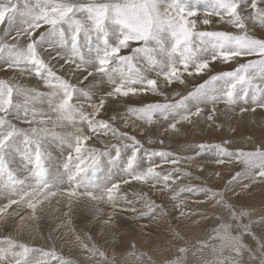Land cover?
<instances>
[{"label":"snow or ice","instance_id":"snow-or-ice-1","mask_svg":"<svg viewBox=\"0 0 264 264\" xmlns=\"http://www.w3.org/2000/svg\"><path fill=\"white\" fill-rule=\"evenodd\" d=\"M212 17L232 30L197 29L198 23L212 24ZM0 25H4L0 57L7 59L8 68L34 76L44 89L0 79V194L7 197V203L0 205V220L12 214L9 209L14 205L26 206L35 216L38 208L57 196L66 197V216L74 202L84 199L112 205L115 211L122 199L121 185L135 181L150 184L161 193H173L172 200L184 192L203 194L205 200L197 203L227 209L228 220L218 215L220 223L208 239L196 241L199 251L210 248L214 254L213 260L204 264H264V240L258 243V251L245 242V237L255 239L252 225H264V216L253 220L248 210H237L224 192L211 188L185 185L174 192L173 186L182 179L180 161H194V156L177 157L171 151L145 149L135 135L99 118L111 102L148 93L163 97V101L127 104L125 127L129 120L133 126L139 121L142 132L155 126L154 131L163 128L165 133L180 135L181 126L193 124V117L204 116L205 123L212 127L216 105L221 103L227 111L237 106L241 113L264 109V38L253 34L257 28L264 32V0H0ZM42 28L45 30L39 31ZM41 50L64 72L70 71L76 82L58 72ZM253 56L256 58L242 59ZM234 61L236 66L231 70L215 68L217 62ZM205 76L186 94L176 93L179 99L171 100L163 91L174 83L185 84L187 78ZM209 104L212 107L205 114ZM115 119L116 115L111 117ZM56 128L67 131L57 132ZM109 135L118 143H109L104 151L88 145L94 136ZM54 143L66 150L62 168L67 187L62 186L64 181L59 176L52 177L49 172ZM230 143L225 140L222 144L189 147L200 152L215 148L220 157L216 164H242L229 186L248 180L249 184L242 185L246 189L251 183L264 181V144L251 151L233 152L226 146ZM125 149L130 155L123 161ZM142 150L149 162L146 169L141 167ZM17 156L21 167L13 168ZM153 157L176 167L167 173L158 171L161 165L153 163ZM117 171L123 177L114 179ZM18 172L26 174L21 178ZM144 207L148 212L160 209L162 215H167L162 204L150 199H145ZM245 217L249 218L247 223ZM112 218L108 215L103 224L110 225ZM76 239L90 258L98 257L97 264H116L115 252L109 259L95 243L89 247L79 236ZM87 239L91 241L92 237ZM173 239L177 243L172 247L179 255L171 259L157 261L149 252L137 254L135 241L124 259L147 257L145 264H188L189 247L180 243L184 238L174 232ZM0 264L71 261L58 255L54 247L35 248L5 236L0 238Z\"/></svg>","mask_w":264,"mask_h":264},{"label":"rangeland","instance_id":"rangeland-1","mask_svg":"<svg viewBox=\"0 0 264 264\" xmlns=\"http://www.w3.org/2000/svg\"><path fill=\"white\" fill-rule=\"evenodd\" d=\"M203 11H204V8H203V5H201L200 6L201 14H203ZM211 19L213 21L212 24L202 25V24L198 23L197 29L198 30H232L231 26L224 24V23L217 22L218 21L217 17H212ZM46 27L47 26H45V28ZM3 28H4V25H0V34H2ZM44 30L45 29L42 28L39 31H44ZM258 31L262 32L261 29L257 28V29H255L253 34L256 35L258 38H264V32H262V34L260 36H258L256 33ZM14 34L15 33H12V35H14ZM41 51L44 55V58L45 59L47 58V60H49L50 63L55 65V68L58 72H63V74L66 76V78L72 80L73 83L76 82L75 78L71 75L70 71L64 72V70L59 68V65H57L55 61L50 60V58L47 55V52H44L43 50H41ZM255 58L256 57H254V56L253 57H245V59L243 61H246L248 59H255ZM7 65H8L7 59L5 57H0V74H1L0 79L8 80L10 83H14V84H22L26 87H38L40 90H43L42 84H38V81L36 80V78L34 76L28 75L27 72H25L23 75H21L19 70L10 69V68H8ZM224 66L226 68L220 69V67H224ZM235 66H236L235 61L232 62L231 64H224L222 62H217L215 65V68L218 70H231ZM206 78H207L206 76L203 78H199V77L198 78H189L186 80L185 84L182 85L179 83H174L171 87H164L163 91L165 93H167L169 99H171V100L179 99V96L176 95V93L184 95L187 93V91L191 90V88L194 84L202 83L203 79H206ZM28 81H29V83H28ZM85 83H87V82H85ZM133 99H134L133 103H129V100H126L127 102L126 101L119 102V107L118 108L114 107L115 108V111H113L114 113L111 111L106 112V110H105L104 112L101 113L99 118L104 119V120H109V122L112 123L115 127L118 126L117 128H120L121 131H127L131 135H135L137 137V139L141 140V142L144 145V148L146 147L145 149L171 151V152L175 153L177 157L194 156L195 157L194 161L183 160V159L180 161V164L178 165V167L180 169H183V172L180 173V175L182 176V179H181L180 183L177 181L176 185L173 186L174 192H176V191L178 192L179 189L185 185H191V186L198 187V188L199 187L211 188L214 191L224 192L225 198L230 203H232L237 208V210H240V209L248 210L250 212L251 218L253 220H259L261 216H264V181H257L256 183H251L250 187H248L246 189L243 188L242 185L243 184H249L250 181H248V180H240L239 183L234 182L231 186H229V181L232 180V177L235 175V173L242 170V168H243L242 164L237 163L235 161H233L231 163L226 162L225 164H222L221 173H219V175H216L218 173V171H217V168L215 165L216 163L214 160L220 158L217 156L216 149L215 148H208V149L204 150L203 152H200L195 147H189V145H196V144H200V143L211 144V145H214L217 143L222 144L223 141L228 140L231 143L226 145V146L229 148L230 151L235 152L237 150L251 151L255 147H257L258 145L264 144V126L259 128L257 131H250L251 130L250 124H249L250 121L244 122V119L250 118V116L247 114L248 112L250 113V111L241 113L239 110V107L234 106L233 110L228 111V113H227V110L222 108V107H226V106L221 103V104L216 105V108H217L216 118H218V115H220L222 120L221 119L215 120L216 125L214 124L212 126V129H211V127H209L207 125V123H205V118H204V116H202L199 119L196 117H193V121H194L193 124L184 123L181 126V133L182 134H180V135H176L174 133H165L163 131V128H161L159 131H154L155 126H153V130H149V131L145 130L144 132H142L141 131L142 125L139 121H136V126H133L132 120H129V121H131V123H129V121H128V126L127 127L124 126L125 125V119H127L128 117L126 116V110H121V108L126 107V104L139 106V104L141 102L150 103V102H156V101H163V97L154 96L151 93H148L146 95H142L140 97H135ZM111 104H112V106H115L114 103H110L109 105L106 106L107 110H108V108L114 109L111 106ZM211 107H212V105L209 104L205 109L210 110ZM257 109H259V108H257ZM218 110H220V111H218ZM260 110L259 111L262 114L261 118L264 121V114H263L264 109H260ZM116 113H122L123 115H120V117L118 118L119 115H117ZM226 113L228 114V116L225 119ZM222 114H224V115H222ZM114 115H116V119L111 120V117ZM121 117H122V119H120ZM202 118H204V119H202ZM256 119H257V117L253 116V120L255 121ZM246 124H248V125H246ZM263 125H264V122H263ZM21 126L26 127V125H21ZM55 130L58 132L67 131V129H61V128H56ZM212 134H214V135H212ZM109 136L108 137L102 136L100 138H96L94 136L92 139L94 142L92 140H90V141H88V145L91 147L97 148V149L99 148L101 151H104L107 149L109 143H112V144L118 143L116 138L112 137L111 135H109ZM94 139H96V140H94ZM149 139H152L153 143H149L148 142ZM159 140H163L164 143L160 144ZM52 148H53V150H52ZM52 148L50 149L52 151V159H51V163L49 165L55 164L63 170L62 164H63L64 158L66 156V150H63L60 147L56 146L55 143L52 145ZM128 155H130V152L127 149L123 150L122 154H121L122 160L126 161ZM203 155L207 156V158H205ZM202 156L204 157V159ZM139 157L142 158V161H141L142 162L141 165L143 164L141 166V167H143L142 169H146L149 166L148 165L149 162H148V160H146L147 158L144 157L143 150L139 154ZM208 157L210 159H213V160L207 161L206 159H208ZM143 158H145V159H143ZM16 159H18V160H16ZM158 159H160V158L159 157L158 158L157 157L152 158V162L154 160L153 163L161 165V167L157 169L158 171L167 173L170 170H172L173 167H176V166H173L171 164L163 163L162 161H160ZM225 159L227 160V158H225ZM12 166H13V168H20V166H21L20 165V157L17 156L15 158V161H14ZM121 167H123V163L121 164ZM212 168H214L215 170ZM63 172H64V170H63ZM184 172L190 173L191 175L190 176L183 175ZM19 173L20 172H18V175H20ZM225 173H227V174H225ZM25 174L26 173H22L21 178H23V175H25ZM101 175L102 174H98V176H101ZM120 177H123V173L117 171L116 175L114 176V179L120 178ZM124 178H126V177H124ZM223 180L226 182L224 183ZM133 182L135 183V181H133ZM133 182H131L130 184H132ZM218 182H220V183H218ZM130 184H122L121 185L120 194H122V195H120V196L122 197V199H120L121 202L117 204L115 211L112 207H110L109 204L108 205L106 204V206H107L106 211L108 212L111 210V212H108L109 213L108 215H110V214L112 215L113 218H112L111 224L114 225L117 223V219L119 217L120 209L121 208L125 209V206L126 207L129 206V205L127 206L126 204H130V207L135 206V209L137 208L136 212L138 213V215L133 218V220H135V221H132V222H134V223L132 224V222H129V224L130 225H134V224L140 225L141 223L137 224L136 220L144 218L145 224L143 223V225L141 224L140 226L141 227L146 226L145 229L143 227L144 231L145 230L147 231L146 234H143V236H145L143 238L146 241H148V243L141 244L142 245V247L140 248L141 250H139L138 246L136 245L137 246V254L139 253V251L140 252H146L147 250H149L147 252L151 253V251H152L151 255L152 256L154 255V257L156 256V258H153L154 260H156L159 257H161L160 258L161 260L165 259V258L171 259L172 256L174 257V256L179 255V253L176 251V249L171 246L173 243L175 244L177 242L173 239V233L174 232L180 233V235L184 238L183 241H181L180 243L181 244L186 243V246H188L190 249L191 244L195 243L198 239L199 240L208 239V237L212 234L213 229L218 225V223H220V221L217 220L218 215L223 216L225 220H228L227 209L220 208V207H213V206L208 205L207 203H199V204L197 203V201L205 200V197L203 196V194L197 195L194 193L184 192V193H181V195L178 199L172 200L171 195L173 193H169V192L165 191V192L161 193V196H162V197L160 196L161 199H157V197H156V201H155V196L153 197V199H151V194L148 191H147V193H145L146 195L141 194V191H138V189L136 187L135 188L136 189L135 190L136 196H135L134 187L133 188L129 187L127 191L125 190V188L122 189L124 186L127 187ZM62 186L67 187V184L64 182ZM233 192L237 193L238 195H233ZM156 193H158V192H156ZM127 195L130 197H126ZM142 195H144V196H142ZM131 197L132 198L134 197L133 199H136V200H133ZM0 199H1L0 205L1 204L3 205V202L5 200H6V202H4V203L5 204L7 203V198L3 199V201H2V197ZM138 199H139V201H138ZM145 199H150L152 201H155V203L158 205L163 204L164 207H165V204H167V200H169V203H172L169 206V208L177 209L174 212L175 214L177 213V211H181V210L184 212V215L177 214L178 219H180L179 222L171 220L172 216H170V215L172 213L169 212L170 209H168V207L164 208V212L167 213V215L161 214L163 217H166L167 220L164 219L165 220L164 223L167 224V226L169 227L167 229L165 228L166 231H165V229H162V231L165 232L164 234H166L168 236V240H169L168 246L169 247L165 244L166 241L168 242V240L160 241L161 239L159 237H161V233L159 234L158 231H156V232H158V233H156L153 230L151 232L150 229H147L146 222H149V221H147L145 218L149 215H152V214L154 217L157 216V218L160 217V215H157L158 209H156L154 211V212H156V214L154 212H147L148 211L147 209L143 212L140 211V209H138V206L141 204L140 201L143 200L142 203H144ZM122 200H124L126 202H124ZM181 201H183V203H181ZM122 203L125 205L123 206ZM48 204L49 203L46 202L41 208H38L37 212L33 218H36V217L37 218H40V217H46L47 218L52 213V211L47 208ZM100 205L103 207L102 203H100ZM22 207H26V206L22 205L20 210L22 209ZM166 209H167V211H166ZM159 212H160V210H159ZM141 213H143V215ZM202 213H206V215H201ZM139 214H141V215H139ZM30 215L33 216L31 211H30ZM137 217H139V218H137ZM70 218H71V226H70L71 230L70 231L73 234H75V227L73 225L72 211L70 213ZM191 218H192V220H191ZM161 219L163 220V218H161ZM248 219H249L248 217H245L244 222L247 223ZM145 220H146V222H145ZM150 220H152V219H150ZM188 221H190V222H188ZM5 222H6V220L3 219L2 223L0 224L1 229H2V230L1 229L0 230L2 232H4V235L3 236L0 235V238H3L5 236H10L13 238V234H14L13 229L9 224H6V227L4 228L3 224H5ZM193 222H195V223L192 224ZM129 224H128V222H126V223H123L122 225L125 226V225H129ZM81 225L79 224L78 225L79 227H77V228H83L84 224H81ZM44 228L45 227H43V226L40 227V229H44ZM50 229H51V227L49 225H46V231L45 232L34 235V237H33L34 242H32L30 246L35 247V248H41L44 250H49V249L54 247L56 249L58 255H60V256L64 255L65 256V254H67V253L60 252V249L56 245V243L59 240L58 236L52 234L50 232ZM136 230H139V226H138V229H136ZM192 231H194V232H192ZM252 231L255 233V239L252 237H245V242L250 247H252L258 251V243L261 240H264V225H262L260 223H254L252 225ZM115 232H113V237L116 236L115 240L120 241L121 238L119 236H117L118 234ZM5 233H7V235H5ZM156 234H157V236H156ZM191 234L193 235V237ZM42 235H44L46 243L48 245L46 247H39L38 245H36L37 237L42 236ZM89 235L92 237L91 241H89L87 239V237ZM166 235H165V238H166ZM77 236H79L80 240H82V241L86 239L84 242L87 243L89 245V247H91L92 243H95L101 250H103L107 253L108 257L109 256L112 257L111 253H113V251H114L116 253V264H135V263L136 264H145V262L147 261V257H144L143 260H140L141 262L139 260H136L133 257H128L127 260L124 259L123 254H125L127 251L130 250L129 245L133 241H135L133 238V235L132 236L128 235L124 238V240L122 242V245H123L122 248H124V249H122V251H119V252H118V250L117 251L113 250L112 246H110L112 244H109V242L111 240H110V238L106 239V236L101 238V242H97L96 239L94 238L95 235L92 231L83 230V229L80 230L74 237L76 238ZM204 238H206V239H204ZM157 239H159V240H157ZM105 240H107V241L104 242ZM129 240H131V241H129ZM149 241L152 243H150ZM154 241L158 242V246H157V243ZM107 242H108V244H107ZM128 242H130V243H128ZM137 242H139V244H140V241H137ZM135 243H136V241H135ZM212 243H215V241H213ZM162 244H164V246ZM150 245H152L153 247L152 246L150 247ZM159 245H162V246H159ZM195 245H196V248L198 250V245L197 244H195ZM154 246H155V248H154ZM78 247H80V248L78 249ZM162 247H163V249H162ZM73 248H74V246H73ZM110 248L112 249V251H110ZM142 248H144V249H142ZM147 248H149V249H147ZM157 249L159 250V252ZM74 250H75L73 252L74 255H70L71 257H68L69 261H71V264H79L78 260H77L78 259L77 256L79 257V256L89 254L86 250H84L81 247V244H80V246H77V249L74 248ZM77 252H79L80 255ZM108 252H110V253H108ZM189 252H190V250H189ZM201 253H200V251L196 252L195 256H194L195 258H193V260H191L188 256V264H204V261H206V260L207 261L213 260L214 254L212 253L210 248L204 249L203 251H201ZM203 253H204V255H203ZM109 254H111V255H109ZM157 255H160V256H157ZM97 258L98 257H95L94 259L96 260ZM245 258H247V256H245ZM91 259H93V258H91ZM109 259H111V258H109ZM128 259H130V260H128ZM160 259H159V261H161ZM191 261H193V262L191 263Z\"/></svg>","mask_w":264,"mask_h":264},{"label":"bare ground","instance_id":"bare-ground-1","mask_svg":"<svg viewBox=\"0 0 264 264\" xmlns=\"http://www.w3.org/2000/svg\"><path fill=\"white\" fill-rule=\"evenodd\" d=\"M201 16H202V14H201ZM259 29V28H258ZM257 33V35L258 36H260L261 34H262V32L261 31H258V32H256ZM243 60L245 59V57L244 58H242ZM46 60H47V58H46ZM224 68H226L225 66L224 67H220V69H224ZM2 72V71H1ZM1 75V74H0ZM9 75V74H8ZM8 77V76H7ZM11 77V76H10ZM187 79H189V78H187ZM37 80V79H36ZM28 83H29V81H28ZM44 90V89H43ZM176 91V90H175ZM167 94V93H166ZM138 97H140V96H138ZM133 101H134V99L132 98V99H130L129 100V103H133ZM127 102V101H126ZM125 102V103H126ZM111 103H114V105L115 106H112V104H111V106L114 108H118L119 107V103H117V102H111ZM127 105V104H126ZM219 107V106H218ZM115 108L114 109H112V108H108V110L106 109V112H113V111H115ZM222 108H224V109H226V107H222ZM221 109V108H220ZM261 108H259V109H257L255 112H252V111H250V113L248 112L247 114L250 116V118L249 119H244V122L245 121H247V122H249L250 121V131H257L259 128H261V127H263L264 125H263V119L261 118V110H260ZM121 110H126V107H122L121 108ZM260 110V111H259ZM209 110H207V109H205V114H207V112H208ZM218 111H220V110H218ZM226 111V110H225ZM104 112V111H103ZM114 113V112H113ZM227 113H228V111H227ZM225 114V119L227 118V116H228V114ZM117 114V113H116ZM263 114H264V112H263ZM120 115H123L122 113H119V116H118V118L120 117ZM222 115H224V114H222ZM245 116V115H244ZM247 116V115H246ZM253 116H256L257 117V119L254 121L253 120ZM248 117V116H247ZM127 118V117H126ZM216 118V117H215ZM120 119H122V117L120 118ZM128 119V118H127ZM202 119H204V118H202ZM222 120V118L220 117V115H218V118H216L215 120ZM126 120V119H125ZM224 120V119H223ZM121 121V120H120ZM119 123V122H118ZM122 123V122H121ZM120 123V124H121ZM129 123H131V121H129ZM124 125V124H123ZM208 125V124H207ZM216 125V124H215ZM239 125V124H238ZM246 125H248V124H246ZM125 126V125H124ZM118 127V126H117ZM120 127V126H119ZM245 127V126H244ZM125 128V127H124ZM127 129V128H126ZM211 129H212V127H211ZM129 130V129H128ZM147 131H149V130H147ZM214 131V130H213ZM58 132V131H57ZM212 135H214V134H212ZM110 137V136H109ZM109 139V138H108ZM141 139V138H140ZM94 140H96V139H94ZM224 140V139H223ZM93 141V140H92ZM112 141V140H111ZM94 142V141H93ZM114 142V141H113ZM99 144V143H98ZM101 147V146H100ZM52 148V147H51ZM146 148V147H145ZM99 149V148H98ZM52 150H53V148H52ZM59 154V153H58ZM114 154V153H113ZM180 154V153H179ZM187 155V154H186ZM124 156V155H123ZM126 156V155H125ZM204 156V155H203ZM202 156V157H203ZM205 158H207V156H204ZM204 157H203V159H204ZM124 158V157H123ZM158 158V157H157ZM143 159H145V158H143ZM16 160H18V159H16ZM147 160V159H146ZM145 160V161H146ZM158 160H160V159H158ZM207 161H212L213 159H210L209 157H208V159H206ZM161 161V160H160ZM203 161V160H202ZM215 161V160H214ZM153 162H154V160H153ZM51 163V162H50ZM53 163V162H52ZM142 163V162H141ZM146 163V162H145ZM147 164V163H146ZM214 164V163H213ZM143 165V164H142ZM141 165V166H142ZM149 165V164H148ZM147 165V166H148ZM216 165V168H217V171H218V173H221V169H222V164H215ZM168 166V165H167ZM166 166V167H167ZM205 166V165H204ZM16 167V166H15ZM21 167V166H20ZM172 167V166H171ZM143 168V167H142ZM164 169V168H163ZM191 169V168H190ZM212 169H214V168H212ZM183 170V169H182ZM215 170V169H214ZM228 170V169H227ZM171 171V170H170ZM216 171V172H217ZM225 171V170H224ZM49 172L51 173V176L52 177H57V176H59L66 184H67V176L66 175H63V170L61 169V168H59L57 165H55V164H53V165H49ZM215 172V173H216ZM223 173V172H222ZM232 173V172H231ZM20 175H22V173H19ZM225 174H227V173H225ZM217 175V174H216ZM230 177V176H229ZM228 177V178H229ZM225 178V177H224ZM220 179V178H219ZM223 179V178H222ZM231 180V179H230ZM189 181V180H188ZM224 181V180H223ZM179 183L181 182V180L180 181H178ZM226 181H224V183H225ZM178 183V184H179ZM214 183V182H213ZM217 183V182H216ZM218 183H220V182H218ZM180 185V184H179ZM209 185V184H208ZM214 185V184H213ZM129 187H134V194H135V196H136V187H137V189H138V191H141V194H145V193H147V191L151 194V199H153V197L155 196V201H156V197H157V199H161L160 198V196H161V192L160 191H158L157 189H155V188H152L151 186H150V184H142V183H139V182H133L132 184H130V185H128L127 187L126 186H124L122 189H124L125 188V190L127 191L128 190V188ZM179 187V186H178ZM174 188V187H173ZM221 189V188H220ZM216 190V189H215ZM123 191V190H122ZM146 191V192H145ZM129 192V191H128ZM131 192V191H130ZM156 192H158V193H156ZM160 192V193H159ZM177 192V191H176ZM153 193V194H152ZM139 194V193H138ZM120 195H122V194H120ZM193 195V194H192ZM201 195V194H200ZM142 196H144V195H142ZM196 196V195H195ZM2 197V201H3V199H6L7 197H6V195H3V194H0V198ZM126 197H130V196H126ZM162 197V196H161ZM132 198V197H131ZM134 198V197H133ZM132 198V199H133ZM136 198V197H135ZM170 198V197H169ZM194 198V197H193ZM124 199V198H123ZM1 200V199H0ZM133 200H136V199H133ZM164 200V199H163ZM182 200V199H181ZM192 200V199H191ZM122 201H124V200H122ZM138 201H139V199H138ZM142 201L143 200H141L140 202H141V204L138 206V209H140V211H145L146 210V208L144 207V203H142ZM4 202H6V200L4 201ZM3 202V204H5ZM121 201L119 200L118 201V203H120ZM124 202H126V201H124ZM123 202V203H124ZM158 202V201H157ZM179 202V201H178ZM46 203V202H45ZM47 203H49L48 204V206H47V208L48 209H50L51 211H52V213L46 218V217H40V218H33L34 216H31L30 215V211L26 208V207H22V209L20 210V208H21V206L20 207H17V206H14L12 209H9V212L10 213H12L11 215H8V216H6V218H5V220H6V222H5V224H3V227L5 228L6 227V224H9L11 227H12V229H13V232H14V234H13V239H16V240H18V241H21V242H24V243H27V244H29V245H31V243L32 242H34L33 241V237H34V235H37V234H40V233H43V232H45L46 231V225H49L50 227H51V229H50V232L52 233V234H54V235H56V236H58V238H59V240H58V242L56 243V245H57V247L60 249V252H65V253H67V254H65V256L64 255H62L63 256V258L65 259V260H67V261H69V259H68V257H71L70 255H74V248H76L77 249V246H80V241H78L74 236L80 231V230H88V231H92L93 233H94V235H95V239H96V241L97 242H101V238L102 237H104V236H106V239L108 238H110V240L112 241H110L109 242V244H112V245H110V246H112V248H113V250H118V252L119 251H122V249H124V248H122L123 247V245H122V242H123V240H124V238L126 237V236H128V235H133V238H134V240L136 241V245L138 246V249L139 250H141L140 248L142 247V245L141 244H144V243H148V241H146L143 237H145V236H143V234H146V230L144 231V229H145V227H144V229H143V227H141L140 225L142 224L143 225V223H144V218H141V219H139V220H136V223L138 224H140V225H136V224H134V225H130L129 224V222H132V221H135V220H133V218L134 217H136L137 215H138V213L137 212H131V211H123V212H121V211H119V217H118V219H117V223L116 224H110V225H104L103 224V219H105V218H107V216H108V212H111V210L110 211H106V208H107V206H106V204H104V203H102L103 204V207L100 205V204H96L95 202H90V201H88V200H86V199H84V200H80V201H78V202H74L73 203V205H72V214H73V225H74V227H75V234H73L71 231H70V228H69V226H67V221L70 219L71 220V218H70V214L68 215V216H66L65 215V213L66 212H68V205H67V200H66V197H64V196H57V197H55V198H53V199H51V201L50 202H47ZM122 203V204H123ZM136 203V202H135ZM164 203V202H163ZM172 203H169V200H167V204H165V207H168V209H170L169 210V212L170 213H172L170 216H172L171 217V220H173V221H180V219H178V215L177 214H181V212H182V210L181 211H177V213L175 214L174 212H175V210H177V209H173V208H169V206L171 205ZM199 204V203H198ZM2 205V204H1ZM108 205V204H107ZM125 204H123V206H124ZM128 207H126L125 206V209H128L129 207H130V204H126ZM163 205V204H162ZM177 205V204H176ZM119 206V205H118ZM110 207H112L113 208V206L112 205H110ZM134 208H135V206H133ZM164 207V208H165ZM182 207V206H181ZM97 209H99L100 211L98 212L97 211ZM137 209V208H136ZM179 209V208H178ZM159 210L160 209H158L157 211H158V213H157V215H160V217H158L157 218V216H153V214L152 215H149V216H147L145 219L147 220V221H149V222H146V220H145V222H146V224H147V229H150L151 230V232H152V230L154 231V232H156V231H158L159 232V234L161 233V237H159L161 240L160 241H163V240H168V236L166 235V234H164L165 232H163L162 231V229H167V228H169L168 226H167V224H165L164 223V221L165 220H167L166 219V217H163L162 215H161V212H159ZM219 210V209H218ZM166 211H167V209H166ZM148 212V211H147ZM194 212V211H193ZM115 213V212H114ZM155 214H156V212H154ZM189 213V212H188ZM113 214V213H112ZM116 214V213H115ZM118 214V213H117ZM139 215H141V214H139ZM169 215V214H168ZM217 215V214H216ZM175 216V217H174ZM21 217H23V220H21ZM154 217V218H153ZM137 218H139V217H137ZM136 218V219H137ZM161 218H163V220L161 219ZM116 219V218H115ZM150 219H152V220H150ZM165 219V220H164ZM194 219V218H193ZM191 220H192V218H191ZM126 222H128V224L129 225H122L123 223H126ZM168 222V221H167ZM166 222V223H167ZM188 222H190V221H188ZM2 223V220H0V224ZM134 222H132V224H133ZM195 222H193L192 224H194ZM81 225V224H84L83 225V228H77V227H79L78 225ZM145 224V223H144ZM187 224V223H186ZM219 224V223H218ZM113 225V226H112ZM156 225V226H155ZM190 225V224H189ZM41 226H43V227H45L44 229H40V227ZM71 226V225H70ZM82 226V225H81ZM138 226H139V230H136V229H138ZM214 226V225H213ZM177 227V226H176ZM0 229H1V226H0ZM166 229H165V231H166ZM257 229V228H256ZM2 230V229H1ZM0 230V235L1 236H3L4 235V232H2ZM255 230V229H254ZM41 231V232H40ZM116 231V232H115ZM258 231V230H257ZM113 232H115V233H117L118 235L117 236H119L121 239H120V241H118V240H115V237H113ZM153 232V233H154ZM158 232H156V233H158ZM192 232H194V231H192ZM200 232V231H199ZM149 233V232H148ZM152 233V234H153ZM186 233V232H185ZM85 234V233H84ZM187 234V233H186ZM5 235H7V233H5ZM165 235H166V238H165ZM192 235V234H191ZM82 236V235H81ZM137 236V237H136ZM155 236V235H154ZM156 236H157V234H156ZM201 236V235H200ZM130 237V236H129ZM136 237V238H135ZM190 237V236H189ZM192 237H193V235H192ZM203 237V236H202ZM132 238V239H133ZM128 239V238H127ZM204 239H206V238H204ZM37 243H36V245H38L39 247H46V246H48L47 245V243H46V240H45V237H44V235H42V236H38L37 237ZM86 240V239H85ZM85 240H83V241H85ZM157 240H159V239H157ZM107 240H105L104 242H106ZM129 241H131V240H129ZM137 241H140V244H139V242H137ZM192 241V240H191ZM150 242V241H149ZM154 242H156V241H154ZM173 242V241H172ZM125 243V242H124ZM123 243V244H124ZM128 243H130V242H128ZM150 243H152V242H150ZM157 243V246H158V242H156ZM155 243V244H156ZM171 243V242H170ZM177 243V242H176ZM107 244H108V242H107ZM161 244V243H160ZM167 246L169 245V240H168V242L166 241V243H165ZM174 244V243H173ZM172 244V245H173ZM191 244V243H190ZM196 242L195 243H192L191 244V246H190V252H189V254H188V256H189V258L191 259V260H193V258H195L193 255H192V253L193 252H199L198 250H197V248H196ZM163 246H164V244H162ZM162 245H159V246H162ZM171 245V246H172ZM189 245V244H188ZM73 246H74V248H73ZM126 246V245H125ZM124 246V247H125ZM145 246V245H144ZM143 246V247H144ZM152 245H150V247H151ZM147 247V246H146ZM153 247V246H152ZM169 247V246H168ZM80 247H78V249H79ZM154 248H155V246H154ZM158 248V247H157ZM160 248V247H159ZM108 249V248H107ZM142 249H144V248H142ZM147 249H149V248H147ZM162 249H163V247H162ZM146 250V249H145ZM153 250V249H152ZM158 250V249H157ZM84 251V250H83ZM110 251H112V249L110 248ZM147 251H149V250H147ZM146 251V252H147ZM154 251V250H153ZM162 251V250H161ZM114 252V251H113ZM158 252H159V250H158ZM76 253V252H75ZM78 254H79V252H77ZM108 253H110V252H108ZM139 253H140V251H139ZM138 253V254H139ZM151 253H152V251H151ZM150 253V254H151ZM200 253H201V251H200ZM112 255H113V253H111ZM111 254H109V255H111ZM202 254V253H201ZM80 255V254H79ZM124 255V254H123ZM156 255V254H155ZM161 255V254H160ZM160 255H157V256H160ZM197 255V254H196ZM203 255H204V253H203ZM77 256V255H76ZM85 256V257H84ZM199 256V255H198ZM197 256V257H198ZM175 257V256H174ZM204 257V256H203ZM77 260H78V263L79 264H97V259L95 260L94 258V260L93 259H91L90 258V255L89 254H86V255H83V256H77ZM109 258H112V257H110L109 256ZM153 258H156V256L154 257V255H153ZM161 257H159V258H157L156 260L157 261H159V259H160ZM172 258H173V256H172ZM203 259V258H202ZM128 260H130V259H128ZM161 260V259H160ZM163 260V259H162ZM196 260V259H195ZM140 261V260H139ZM141 262V261H140ZM193 261H191V263H192ZM120 263V262H119ZM198 263V262H197ZM136 264V263H135Z\"/></svg>","mask_w":264,"mask_h":264}]
</instances>
